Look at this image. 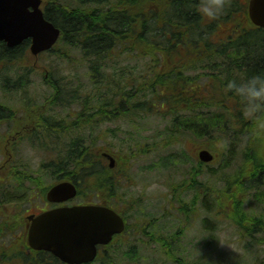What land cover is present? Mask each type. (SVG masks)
<instances>
[{
  "label": "trees",
  "instance_id": "16d2710c",
  "mask_svg": "<svg viewBox=\"0 0 264 264\" xmlns=\"http://www.w3.org/2000/svg\"><path fill=\"white\" fill-rule=\"evenodd\" d=\"M45 1V18L60 29L56 46L80 53L86 63L89 84L87 95L79 94L82 112L94 111L99 121L111 120V137L124 123L137 130L125 131L128 134L114 148L104 143L103 151L122 161L165 152L189 139L207 148L214 158L213 188L206 191L208 212L215 210L216 218H227L242 240L264 244V130L256 131L243 100L225 87L229 80L264 71V29L247 17V0H228L216 18L200 14L198 0H170L166 6L155 0ZM28 45L26 41L8 48L0 42V73L9 70L8 64L27 62ZM202 77L204 86L198 83ZM48 85L60 87L56 82ZM0 86H8L2 75ZM3 96L0 92V111L10 110L12 104ZM202 107L205 110L199 111ZM150 113L157 117L154 129L145 119ZM81 120L79 116L78 123ZM44 124L50 126V118ZM93 129L102 126L96 123ZM79 144L71 150L76 151L80 187L87 184L89 192L91 185L118 181L102 165L97 148L92 156L90 143ZM187 158L184 150L159 155L147 171L180 174L185 184L176 190L198 191L203 165H192ZM123 167L126 162L118 169ZM248 204L254 211L245 208Z\"/></svg>",
  "mask_w": 264,
  "mask_h": 264
},
{
  "label": "flooded vegetation",
  "instance_id": "af4514ba",
  "mask_svg": "<svg viewBox=\"0 0 264 264\" xmlns=\"http://www.w3.org/2000/svg\"><path fill=\"white\" fill-rule=\"evenodd\" d=\"M94 114V111L89 113L88 125V129H92L89 140L92 146L89 154L92 156L95 154L93 143L107 140L110 131V120L99 121L100 118H95ZM49 116L46 112L24 111L22 114H14L11 121L0 125L4 127L0 132V141L5 140L7 149L6 158L0 161V264H69L50 251L34 249L29 241V229L32 218L46 211L80 206L111 209L122 219V229L113 233L106 243L95 245V257L91 261L73 264H132L128 261L145 264V260L151 264H164V261L185 264L179 257L190 248V240L185 239L190 237L193 231L191 229L197 225L196 214L198 217L205 214V198L203 194L198 193L204 186L202 181L199 183L198 192H187L180 188L176 200L173 185H168L164 193L159 192L150 198L152 202L156 200L157 204H153V207L157 206L158 210L149 213L140 204L141 198H134L133 194L126 192L134 185L123 182L127 178L126 167L118 169L114 166L109 169L117 182L91 185L89 197L79 198L78 161L75 150H66L63 153L65 161L61 154L49 162L39 161L33 173L30 169V158L23 157L24 143L41 141L46 136L62 139L63 134L68 131L66 129L77 128L78 113L73 109H67L64 116H60L55 128L44 124L45 118ZM95 122L99 127L102 126V129L96 132L93 130ZM97 153L103 156L102 165L108 166L104 158L106 153ZM113 158L118 164L114 155ZM88 162L91 163L90 160ZM47 164H61V167L47 170ZM46 172L50 173L47 183ZM63 182L76 186L77 195L63 201L49 200L47 194L50 188ZM247 207L251 209L249 204ZM200 227L204 229L203 224ZM197 243L198 247L204 244L200 240ZM196 246L197 244L195 249ZM146 254H152L154 257L144 258L143 255ZM142 259L143 263L140 262ZM155 259L158 262L154 263Z\"/></svg>",
  "mask_w": 264,
  "mask_h": 264
},
{
  "label": "rangeland",
  "instance_id": "374dc122",
  "mask_svg": "<svg viewBox=\"0 0 264 264\" xmlns=\"http://www.w3.org/2000/svg\"><path fill=\"white\" fill-rule=\"evenodd\" d=\"M45 2L46 1L44 0V3ZM155 2L164 3L166 6L170 3V0H155ZM184 43L185 45L191 46V43ZM59 45L61 49L56 46L52 49L53 51L50 49L43 53L40 52L36 57L30 53V58H28L29 60L26 62L25 59L23 61L25 62L23 65H21L23 62L19 60V62L8 64L7 66L9 70L0 73V75H2L8 82V86H0V92H2L3 95H6L3 96V100L12 104L10 110L1 109L0 115L5 116L7 114L11 116V114L21 108L22 103L24 107L30 104L31 109H47L46 104L50 103L51 107L49 111H51L50 115L52 116H49V118L52 128H55V125L58 123L53 118V115L57 114V117L64 116L65 113H63V111L65 109H74L78 106L80 97L79 94L86 96L88 93L86 91L88 89L87 84H89L86 63L81 60L82 57L80 53L75 51V53H70L69 51H66L61 44ZM66 52H68V54ZM133 60L134 59L132 58L130 62L131 67L135 66ZM20 67H25V71H20ZM20 74H24L22 75V78L20 77ZM20 79L21 81H19ZM204 80H206V78L202 77V80L198 82L199 85L204 86ZM54 82H56V84H60L58 92H62V95H59L58 97H54L53 89L55 88L51 89L48 85ZM61 83L67 85H62ZM80 88L81 91H79ZM26 97L29 99V103L27 102L28 100L25 99ZM52 97H54L53 100ZM200 109L201 110L199 111H204L205 107ZM0 118L3 119L5 117L0 116ZM145 119L150 124H152V122L155 124L157 117L155 114L150 113L145 116ZM154 124H152L153 129ZM122 126V129L117 131V133H115L112 137L109 134L108 139L103 142L114 148V146L118 145L120 140L128 134L125 131L130 130L131 133L137 134L136 129H130L131 125L124 123ZM108 127L112 128L113 125L110 124ZM3 130L4 127L1 126L0 132ZM66 130L68 131L63 134L62 139H59L58 137H50L46 141L44 140L42 142L39 140H32L24 143L25 146L22 154L23 157L30 158V169L32 173L39 161L49 162L57 159L60 154L63 156V160L65 161V155L63 153L66 150H71L73 146L76 147L75 145H80L79 143L81 141L83 144L88 145V142L91 139L92 129H88L87 124ZM149 133V131L146 132L147 135ZM141 134L146 136L143 131ZM101 142H97L98 144L96 146H103ZM188 142L189 143L186 145L182 144L173 147L171 146L165 150V152H148L146 155L129 159L127 161V178L123 182L134 183V185L130 186L126 192L133 194L134 198H141L140 204H142L146 212L155 213L158 210L157 206L155 208L153 207L157 204L156 200L152 202L150 198H153V196L159 192L164 193L168 185L175 183L174 185L177 186V184L181 183L184 179L180 174L171 176L167 171L149 172L147 171L148 166L153 160H156L159 155H165L177 150H184L188 156L187 161L189 159V163L195 165L197 163L196 152L199 148H201V145L193 143L191 139H189ZM6 150L7 149L0 146V161L6 158ZM209 166L210 168H202L203 172H201V175L198 178L199 182L202 181L204 184L201 191L198 193L204 195L205 209L208 206V193L206 192L207 187L213 188L212 176L210 174L211 163ZM58 167H61V164H47V170H56ZM46 175L48 179H46L45 182L47 183L49 182L50 173L46 172ZM83 185L86 186V184ZM174 185L173 188L176 189ZM84 186L81 187L79 198H87V189H85ZM181 187H183V185ZM186 191L188 192V190ZM178 197L179 194L176 190H174V199L176 200ZM186 198H188V196H186ZM197 206L198 205L196 204V207ZM209 207L210 209H213L211 204ZM246 207L247 206H245V208ZM248 210L251 209L248 208ZM197 215L198 214H196V216ZM200 217L201 219L206 217V230L204 231L202 227L200 229L198 228V225H196L195 228L191 229L193 231L190 233V237H186L185 240H190V248L181 255L185 264H264V245L249 244L248 241L242 240L237 233L238 229L230 225L224 218L219 219L217 230L216 217H211V214H208L206 211L205 214ZM200 217L196 221H199ZM208 217L214 223L210 222L209 219H207ZM191 220L193 221V218H191ZM198 231H200L201 234ZM211 232L213 234H211ZM199 240L202 244L204 243L200 247H198L197 243ZM196 244L197 246L195 249ZM143 256L148 259L154 257L152 254H146ZM140 258H142L141 255ZM128 262L135 264L134 261ZM140 262L143 263V259ZM145 262V264H151L146 260ZM153 262L156 263L158 261L155 259ZM167 262L168 261H164V264H174Z\"/></svg>",
  "mask_w": 264,
  "mask_h": 264
},
{
  "label": "water",
  "instance_id": "95a60500",
  "mask_svg": "<svg viewBox=\"0 0 264 264\" xmlns=\"http://www.w3.org/2000/svg\"><path fill=\"white\" fill-rule=\"evenodd\" d=\"M41 0H0V41L14 48L30 40V51L37 55L57 42L60 30L44 17ZM248 18L264 29V0H249ZM201 162L214 158L207 149L197 152ZM76 195L70 183L55 185L48 199L61 201ZM122 221L112 210L98 206L61 208L46 211L35 218L29 229L30 245L47 250L69 264L90 261L95 245L106 243L111 235L120 232Z\"/></svg>",
  "mask_w": 264,
  "mask_h": 264
},
{
  "label": "clouds",
  "instance_id": "9594fccd",
  "mask_svg": "<svg viewBox=\"0 0 264 264\" xmlns=\"http://www.w3.org/2000/svg\"><path fill=\"white\" fill-rule=\"evenodd\" d=\"M228 0H198L197 10L208 18L222 15ZM225 87L243 100V110L254 117L257 132L264 130V71L244 80H229Z\"/></svg>",
  "mask_w": 264,
  "mask_h": 264
}]
</instances>
